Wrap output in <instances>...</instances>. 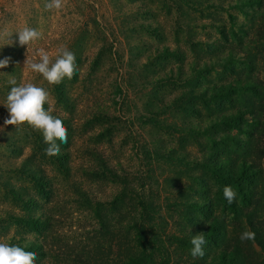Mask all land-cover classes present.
I'll use <instances>...</instances> for the list:
<instances>
[{"label":"rangeland","instance_id":"obj_1","mask_svg":"<svg viewBox=\"0 0 264 264\" xmlns=\"http://www.w3.org/2000/svg\"><path fill=\"white\" fill-rule=\"evenodd\" d=\"M198 1L227 8L230 0ZM46 2L0 0V60L9 59L8 66L0 69V218L6 212L26 211L22 198H13L5 186L11 185L21 197H32L38 211L51 218V225L39 235L25 224L1 218L0 243L36 238L44 241L48 251L47 256H37L36 264H74L62 251L71 246L82 253L96 243L102 230L98 211L107 221L126 228L127 218L138 209L137 195L152 193L156 203L165 206L167 199L175 197L174 184L190 183L184 173L153 155L150 161L145 153L151 154L157 142L193 156L198 155V148L190 139L181 142L179 134L164 128L175 122L181 125L176 112L160 114L158 122L150 123L151 110L160 109L161 99H173L181 86L154 85V76L163 69L148 71L144 65L155 47L163 45L179 47L185 65L201 62L208 51L206 42L219 39L215 23L229 25L228 11H197L182 2L178 6L180 0H62V7L53 10L45 9ZM147 9L151 15L138 14ZM230 13L244 21L238 10ZM135 23L158 27L159 36L134 28ZM25 26L41 33L28 52L16 35ZM191 41H200L197 53L191 50ZM60 46L75 54L77 71L72 79L49 84L24 67L26 52L38 61V51L44 49L54 61ZM165 64L174 68L177 60L166 59ZM12 79L18 84L33 83L49 93L45 107H51L68 129V143L56 141L63 154L59 160L39 147L42 132L30 130L27 124L4 125L9 117L3 103ZM102 160L117 173L116 178L105 173ZM30 163H37L48 180L46 196L29 176L7 170ZM167 214L163 207L164 220ZM165 222L160 221L161 229L174 234L172 222ZM116 253L114 248L113 257Z\"/></svg>","mask_w":264,"mask_h":264},{"label":"trees","instance_id":"obj_2","mask_svg":"<svg viewBox=\"0 0 264 264\" xmlns=\"http://www.w3.org/2000/svg\"><path fill=\"white\" fill-rule=\"evenodd\" d=\"M181 2L197 11H228L229 23H215L219 39L204 43L208 51L201 62L185 65L179 47L163 45L155 47L144 65L148 71L158 66L163 69L154 76V85L181 86L173 99H161L160 109L151 110L154 118L150 123L158 122L160 114L176 112L181 125L175 122L164 128L179 134L181 142L190 139L198 148V155L193 156L157 142L151 154L145 153L150 161L149 155H153L184 173L190 183L174 184L175 197L167 199L165 206L156 203L152 193L137 195L138 209L127 218L126 228L107 221L98 211L102 230L96 243L82 253L71 246L62 251L74 264H264V0H230L227 8L198 0H180L178 6ZM232 9L241 12L244 21L230 13ZM138 14L151 15V11ZM134 28L159 36L158 27L150 24L135 23ZM199 43L190 42L195 53ZM139 45L147 46L144 42ZM170 58L177 64L168 69L165 61ZM38 145L43 152L48 147L41 137ZM62 157L59 152L50 158ZM101 162L106 174L118 176ZM7 170L29 176L41 195L48 194V180L37 163ZM226 185L237 194L231 204L223 197ZM5 186L13 198H22L26 211L18 215L6 212L1 218L25 224L39 235L48 230L51 218L38 211L34 199L21 197L14 186ZM163 207L168 210L166 222ZM160 221H171L175 233L164 232ZM246 230L255 233L254 240H240ZM200 233L206 239L205 256L194 259L190 240ZM18 244L37 256H47L44 241L22 238Z\"/></svg>","mask_w":264,"mask_h":264},{"label":"clouds","instance_id":"obj_3","mask_svg":"<svg viewBox=\"0 0 264 264\" xmlns=\"http://www.w3.org/2000/svg\"><path fill=\"white\" fill-rule=\"evenodd\" d=\"M46 10L60 9L62 0H47L44 5ZM20 46H28L41 38V33L32 27L25 26L16 33ZM26 52L24 67L31 72L37 73L49 84H59L64 78L72 79L77 71L75 54L66 46H60L54 61L44 50L38 51L39 60L31 59ZM9 59L0 60V69L7 67ZM12 85L7 94L3 106L8 111V117L4 125L23 126L27 124L34 130L42 132L44 143L48 145L45 149L47 156H56L60 152V144L68 143V129L63 121L53 114L51 107L45 105L49 100V93L33 83H17L15 79L9 81ZM60 141L57 144L56 141ZM236 192L231 186L223 187V197L229 204L235 202ZM255 233L246 230L241 233L242 242L254 240ZM190 255L192 258H203L205 256L204 245L206 244L203 233L191 237ZM37 253L27 250L25 246L18 243H0V264H36Z\"/></svg>","mask_w":264,"mask_h":264}]
</instances>
